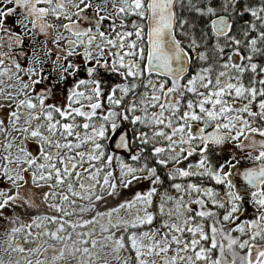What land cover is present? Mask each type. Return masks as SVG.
<instances>
[{
    "label": "snow or ice",
    "instance_id": "obj_1",
    "mask_svg": "<svg viewBox=\"0 0 264 264\" xmlns=\"http://www.w3.org/2000/svg\"><path fill=\"white\" fill-rule=\"evenodd\" d=\"M0 264H264V0H0Z\"/></svg>",
    "mask_w": 264,
    "mask_h": 264
}]
</instances>
